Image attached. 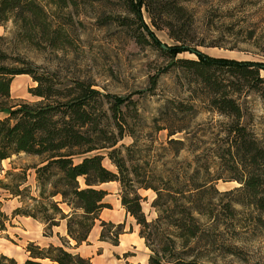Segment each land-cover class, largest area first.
Wrapping results in <instances>:
<instances>
[{
	"label": "trees",
	"instance_id": "1",
	"mask_svg": "<svg viewBox=\"0 0 264 264\" xmlns=\"http://www.w3.org/2000/svg\"><path fill=\"white\" fill-rule=\"evenodd\" d=\"M190 1L0 0V27L12 23V39L36 49L60 50L71 44L67 31L53 19L61 18L66 9H79L82 4L117 7V13L105 16V24L128 30L141 46L161 50L172 59L173 66L197 79L211 110L228 120L222 133L225 137L211 150L214 165H158L153 157L147 160L139 155L142 151L133 139L135 125L129 121L139 119V113L131 97L101 93L81 79L62 83L57 74L41 71L19 51H8V38L0 36V113L4 114L0 118V163L22 154L39 159L20 170L1 169L0 175L5 174L0 176V190L20 201L12 218L40 222L48 231L45 236L65 222L69 238L61 239L62 245L57 246L30 243L29 258L24 262L0 255V264H92L91 259L73 252L70 240L77 247L88 243L98 222L100 241L118 246L124 224L101 218L110 208L106 203L109 193L103 187L109 183L119 184L121 205L135 220L138 235L151 252L148 264H205L209 255L199 246L207 234L202 220H212V215L201 198L210 183L237 181L254 198L256 208L264 212V146L241 123L244 109L240 103L241 96L255 94L264 106V69L255 63L216 59L198 51L192 36L194 14L184 5ZM144 13L151 26L167 30L178 47L163 49ZM185 51L195 53L197 59L177 58ZM18 76H29L35 83L29 93L38 99L36 103L13 102L12 84ZM172 106L166 123L155 130L167 132L165 151L176 158L186 145L172 138L187 130L179 123L184 121L179 115L192 110ZM126 138H132V143H123ZM106 159L114 169L106 167ZM141 191L156 195L150 204L156 214L152 219L145 212L147 199ZM2 206L0 201V231L6 230L10 220ZM225 211L235 217L234 209ZM225 250L237 255L232 247Z\"/></svg>",
	"mask_w": 264,
	"mask_h": 264
},
{
	"label": "rangeland",
	"instance_id": "2",
	"mask_svg": "<svg viewBox=\"0 0 264 264\" xmlns=\"http://www.w3.org/2000/svg\"><path fill=\"white\" fill-rule=\"evenodd\" d=\"M184 5L194 14L192 36L193 45L198 51L216 59L255 63L264 69V0H191ZM117 11L115 6L106 8L97 4H82L79 9H66L61 13V18L53 16L70 38L71 44L60 50L36 49L19 44L12 39V23L0 27V36L8 38L10 43L5 44L8 51H19L41 71L57 74L62 83L81 79L93 84L101 93L131 97L139 119L130 118L129 121L135 125L133 139L142 151L139 154L141 157L147 160L153 157L158 165H183L181 168L187 165H193L194 168L214 165L211 150L214 149V143H220L221 137H225L222 133L227 129L228 120L211 110L197 79L173 66L172 59L161 50L141 46L128 30L105 24V16ZM144 17L161 45L178 47L169 38L167 30H156L145 13ZM177 58L196 60L197 55L185 51L180 52ZM34 86L29 76L16 77L12 84L13 102L36 103L38 99L29 93V89ZM240 98L244 109L241 123L264 146V106L255 94ZM173 103L175 107L183 105L192 110L179 115L184 120L179 123L185 125L187 130L172 138L183 140L186 145L176 158H171L169 152L165 151L167 132L155 130L157 125L166 123L165 119L172 114ZM2 117L4 114L0 113ZM133 139L126 138L123 143L129 145ZM38 162L37 157L22 154L0 163V170L6 171L13 167L20 170L21 167ZM104 164L114 169L108 159ZM4 174L2 172L1 178ZM202 177L206 180L205 173ZM30 184H33V178H30ZM103 187L109 193L106 203L110 208L103 211L102 220L115 225L124 224L125 234H130L131 229L136 234L131 236V242L115 246L110 241H100L102 228L98 222L89 242L83 245V256L91 259L92 264H148L147 256L151 252L145 247V242L140 243L139 227L121 205L119 184L109 183ZM240 187L237 181L229 180H219L206 186L201 203L210 210L212 220H202V228L207 234L199 246L209 255L205 264H264V212L253 204L254 198L250 193ZM141 195L147 199L144 208L149 219L156 217L150 206L156 197L155 193L141 191ZM0 201L2 211L10 218L6 230L0 231V255L22 263L29 258L28 245H45L43 235L48 231L43 224L31 218H12L13 211L20 206L17 198L0 190ZM226 208L234 209L235 217L231 216V212H226ZM57 230L59 235L65 234L64 227L53 229L54 232ZM53 242H58V239L55 237ZM225 247H232L237 255L228 254ZM72 250L74 252V247ZM44 264L50 263L45 261Z\"/></svg>",
	"mask_w": 264,
	"mask_h": 264
},
{
	"label": "crops",
	"instance_id": "3",
	"mask_svg": "<svg viewBox=\"0 0 264 264\" xmlns=\"http://www.w3.org/2000/svg\"><path fill=\"white\" fill-rule=\"evenodd\" d=\"M19 77H23V76H19ZM59 227H64V233H65L64 235L63 234L62 235L61 234L59 235V233H58L59 231L58 230L55 231L54 234H52L50 236L43 235L44 238L46 239V244L45 245L38 244V245H41V247H48L50 245H54V246L62 245L61 239H63V238L66 239V238H68V236H67V232H66V225L64 224V222H62ZM59 227H57V229H59ZM96 227L94 228V230L96 229ZM94 230H93V232H94ZM93 232H92L91 236L93 235ZM135 234H136V232H133V233H130V234H125V233L122 234L121 235L122 238L120 239V244L118 246H121L123 243L125 244L127 242H131L132 241L131 236H134ZM91 236H90V238H91ZM96 236L98 237V231H96ZM55 237L58 239V242H53V239ZM97 237H95V238H97ZM138 237H139V235H138ZM124 238H126V239H124ZM139 239H140V243L145 242L142 238L139 237ZM84 244H82V245H80V246L77 247L76 246V243L74 241L70 240V246L74 247V252L80 253L82 256L85 254L84 247H83ZM145 247H146V245H145ZM132 258H136V257H132ZM26 259H28V258H26ZM147 260H149V256H147Z\"/></svg>",
	"mask_w": 264,
	"mask_h": 264
},
{
	"label": "water",
	"instance_id": "4",
	"mask_svg": "<svg viewBox=\"0 0 264 264\" xmlns=\"http://www.w3.org/2000/svg\"><path fill=\"white\" fill-rule=\"evenodd\" d=\"M163 49H167V47L165 45H162Z\"/></svg>",
	"mask_w": 264,
	"mask_h": 264
}]
</instances>
